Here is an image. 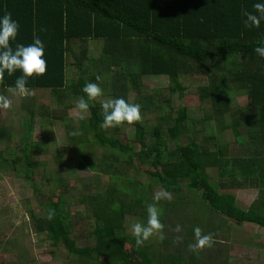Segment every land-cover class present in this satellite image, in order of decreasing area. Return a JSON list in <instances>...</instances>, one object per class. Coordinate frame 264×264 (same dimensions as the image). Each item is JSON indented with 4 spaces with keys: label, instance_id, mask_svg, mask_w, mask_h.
Returning a JSON list of instances; mask_svg holds the SVG:
<instances>
[{
    "label": "trees",
    "instance_id": "trees-1",
    "mask_svg": "<svg viewBox=\"0 0 264 264\" xmlns=\"http://www.w3.org/2000/svg\"><path fill=\"white\" fill-rule=\"evenodd\" d=\"M254 2L0 0V14L11 12L20 24L18 42L31 43L35 33L45 45L47 71L42 77L29 79V90L50 91L65 110H70L75 100L85 96L84 84L99 76L102 90L108 83L111 98L128 101L129 93L135 92L141 104L153 106L152 110L144 106L147 112L158 113L152 128L135 122L138 150L117 138L119 126L100 127L103 116L98 99L104 95L89 102L90 117L78 120V125L54 115L63 119L69 130L67 136L79 155L74 157L79 168L107 175L109 181L105 190L98 191L102 184L96 177L70 186L60 173L41 176L55 185V192L39 200L40 215L32 209L28 212L36 231L50 238L51 246L64 248L83 264H184L188 257L196 259L197 264H217L215 259L209 263L199 259L198 263L201 251L189 250V244L194 243L189 230L193 224L182 218L185 210L201 205L221 220L264 229L263 188L248 209L240 207L236 197L226 192L231 188L259 190L264 179V58L253 51L264 38V21L259 28L245 29L242 16L244 10L253 11ZM93 43H101L97 57L91 54ZM75 45L80 47L77 53ZM72 68L77 72L69 79ZM18 75L0 76V95L7 93L6 88ZM106 75L111 77L106 79ZM164 76L169 80L170 93L181 100L186 91L182 80L199 77L207 81L197 89L199 99L208 106L199 117V131L187 106L174 111L171 99H166L163 110L153 97L140 95L144 77ZM238 95L247 96L249 102L241 105ZM28 111V130L21 148L24 156L12 162H25L27 180L34 186L33 168L42 163H30L35 152L31 149L44 143L30 141L36 113ZM189 133V142L183 144L180 140ZM198 134L202 140L198 141ZM6 136V130L0 127V139ZM0 159L7 161L1 155ZM214 169L219 185L210 175ZM133 172L146 177L134 178ZM155 186L172 199L155 197ZM149 204H155L160 212L161 242L155 247L147 240L138 247L134 233L127 231L128 217L146 222ZM49 210L53 211L51 219ZM174 215L180 219V231L177 236L169 235L171 239L166 235V221ZM77 219L85 221L86 226L82 246L78 244L80 238L75 237ZM221 220L225 226L226 221ZM211 236L215 242L220 235ZM227 249L224 255L229 256Z\"/></svg>",
    "mask_w": 264,
    "mask_h": 264
},
{
    "label": "rangeland",
    "instance_id": "rangeland-1",
    "mask_svg": "<svg viewBox=\"0 0 264 264\" xmlns=\"http://www.w3.org/2000/svg\"><path fill=\"white\" fill-rule=\"evenodd\" d=\"M90 47L91 54L97 57L100 53L101 43H93ZM74 48L76 53L80 49L76 45ZM70 61H72V58ZM75 72L77 70L72 68L69 71L68 78L73 79ZM105 77L109 79L111 76L106 75ZM182 82L186 88L182 100L178 95L170 93L168 90L169 80L165 76L144 77L140 95L149 99L153 97L154 103L158 104V106L160 105L163 110L166 109L164 102L166 99H171L170 106L174 111L181 106H187L191 118H195V129L199 131L201 129L199 117H203V112L208 106L199 99L197 89L199 86L206 84L207 81L199 77H192L186 78ZM107 84L103 89L104 96L98 99L100 102L111 98ZM1 95L7 96L10 104L7 108H0V127H3L7 132L6 138L4 140L0 139V155L3 159H7V161L0 159V264H83L69 256L64 248L51 246L50 238L40 235L36 231L28 209L34 210L37 216L40 215L42 209L39 206V200L44 199L51 193L54 194L55 185L46 183L45 179L41 177L48 172L64 175L70 186L91 182L95 177L96 179L99 178V182L102 184L98 191L105 190L108 186L109 176L79 168L74 160V157L79 155L73 145H70L67 136L69 130L64 120L78 125V120L90 117V110L81 118L78 110H75L77 100H75L74 104L72 103L73 106H71L70 110H65V105L59 104L55 96L47 90H29V94L24 97L13 96L9 92ZM127 100L129 103H135L140 106L141 119L139 121L144 122L147 129L157 124L158 113H155L156 111L147 112L144 109L145 105L139 102L138 94L130 92ZM65 101L66 103L69 102L68 99ZM237 101L241 105L249 102L245 95H240ZM145 107L150 110L153 108V106L149 105ZM28 109H32L36 113L30 141L40 144L44 143V146H39L38 148L33 145L31 149V151L35 150V152L30 156V163H42L33 168L35 174L33 177L34 186L27 180L28 167L25 162L20 160H17V163L12 162L13 158L19 159V157L24 156L21 148L28 130L27 122L30 119ZM170 112L172 113V111ZM43 114L46 117H43ZM54 115L62 116L64 120L54 118ZM135 122L120 125L117 138L126 144L134 145V148L138 150L139 145L135 143ZM215 131H218V129L215 128ZM205 134L203 132V135ZM190 137L191 134L189 133L180 141L185 144L189 142ZM199 138L202 140V136L198 134V141ZM226 139L229 140L231 137L227 136ZM45 143H48L47 146H45ZM169 146L171 149L174 146L171 141H169ZM212 149L214 150L213 147ZM59 156L62 158L60 162H58ZM210 173L213 182L217 184L219 177L216 170H211ZM145 175L144 173H141V175L136 172L132 173V177L141 180L145 179ZM261 188L264 189V179L260 183L259 190L231 188L226 192L236 197L240 207L248 209L261 195ZM73 193L75 194L76 192L73 191ZM153 194L157 198L172 199V196L165 194L160 187L155 186ZM196 200L198 201V198ZM182 218L186 220V223L193 224L189 228L191 232H193L194 227L199 226L204 233L213 234L214 237L220 235L215 242L212 241L210 247L206 246L200 250L201 255L198 256V263H201L199 259L205 263L215 259L217 264H222L225 260L227 264H264V229L257 225L242 224L226 219L221 220L218 217L211 216L209 211L201 205H196L193 210H185ZM179 220V217L174 215L173 218L170 217L166 221V235L168 237H170L169 235L177 236V233H179ZM219 220L226 221L225 226ZM136 222H141L140 218L128 217V232L133 233L131 226ZM74 224L75 237L80 238L78 244L82 246L85 244V238L81 236L85 237L86 234L85 221H74ZM161 236L162 229H159L149 238L150 243L157 247L161 242ZM170 238L172 239L173 237ZM226 246H228L227 254L229 256L224 255ZM184 264H197V261L188 257L184 259Z\"/></svg>",
    "mask_w": 264,
    "mask_h": 264
},
{
    "label": "clouds",
    "instance_id": "clouds-1",
    "mask_svg": "<svg viewBox=\"0 0 264 264\" xmlns=\"http://www.w3.org/2000/svg\"><path fill=\"white\" fill-rule=\"evenodd\" d=\"M253 11L244 10L243 26L245 29L259 28L261 21H264V0H255L252 4ZM20 24L13 18L12 13L4 11L0 14V76L5 73L12 76L19 72L14 84L8 86L6 91L13 96L24 97L29 94L27 83L29 79L39 78L47 71V60L45 56V45L42 40L33 34L32 42L28 44L19 43ZM253 51L261 58H264V38L257 42ZM88 81L84 84L81 96L76 104L75 110L79 115H83L89 110V102L96 100L103 95V90L98 81ZM10 101L7 96L0 95V108L9 107ZM103 120L101 128L117 127L124 123L132 124L141 119L140 106L127 102L123 97L108 98L101 102ZM72 135H78L73 132ZM147 220L144 223L136 222L132 224L131 230L135 236L136 245L142 246L149 238L163 227L160 221V212L155 204L147 205ZM53 211L49 210V219L52 218ZM194 243L189 244V250L196 252L203 248L210 247L212 237L204 233L199 226L193 228Z\"/></svg>",
    "mask_w": 264,
    "mask_h": 264
}]
</instances>
